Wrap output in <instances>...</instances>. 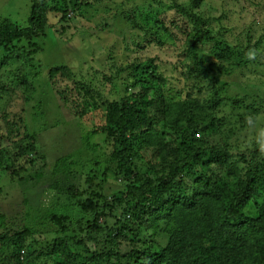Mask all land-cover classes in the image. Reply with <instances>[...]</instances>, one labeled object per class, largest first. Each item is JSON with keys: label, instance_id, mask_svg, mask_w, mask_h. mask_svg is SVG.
Masks as SVG:
<instances>
[{"label": "trees", "instance_id": "16d2710c", "mask_svg": "<svg viewBox=\"0 0 264 264\" xmlns=\"http://www.w3.org/2000/svg\"><path fill=\"white\" fill-rule=\"evenodd\" d=\"M104 1L115 0H31L25 26L7 18L0 21V63L12 59L21 64L17 80L24 84L25 100L32 92L28 76L38 73L33 61L42 47L36 39L45 37L49 25L63 37L73 25L67 22ZM202 1L192 0L193 7ZM142 4L126 12V23L149 35L147 42L161 45L165 38L181 42L182 53L190 58L181 70L188 92L182 98L179 91L171 94L163 87L154 91L155 81L164 85L166 80L153 58L130 63V76L147 87L108 105L103 124L93 130L104 133L111 143L103 172H114L123 190L113 193L108 202L103 196L100 206V193L90 187L80 190L52 183L43 199L48 196L47 202L52 201L61 192L72 203L44 215L55 227L40 222L38 228L29 224L14 228L0 213V255H4L0 264H35L40 254L50 264H264V141L240 147L233 154L228 143L214 139L225 124L215 116L229 87L222 78L234 71L264 68V53H252L259 43L227 44L219 37L221 32L215 34L209 19L194 8L175 1L144 0ZM21 42L26 46L19 47ZM203 44L210 56L197 54L196 48ZM114 68L117 74L118 67ZM46 75L49 85L79 118L89 113L90 105L97 106L100 93L93 91L91 81L77 79L69 66L48 67ZM63 80L72 81L73 89L68 82L59 87L57 83ZM204 83L216 87L209 102L192 96ZM4 89L0 85V91ZM238 123L252 127L255 122L246 124L240 116ZM13 124L15 141L11 147L0 148V171L12 180L19 179L27 167L45 165L36 133L25 126L19 133L16 121ZM70 157L58 158L56 166L67 167ZM42 205L47 204L43 201ZM68 209L73 210V217ZM114 210H120V216L107 222V214ZM101 217L103 228L98 222ZM105 231V237L128 238L129 249L99 247V234Z\"/></svg>", "mask_w": 264, "mask_h": 264}, {"label": "rangeland", "instance_id": "374dc122", "mask_svg": "<svg viewBox=\"0 0 264 264\" xmlns=\"http://www.w3.org/2000/svg\"><path fill=\"white\" fill-rule=\"evenodd\" d=\"M160 1H175L187 8H194L203 18L209 19L215 34L221 32L219 37L227 44L244 47L248 43H259L258 48L252 49V53L257 52L259 56L264 53V0H203L196 9L192 0ZM143 2L144 0L104 1L86 8L81 12L82 16L67 22L73 25L66 29L63 37H59L55 28L49 25L45 37L36 39L42 50L34 55L33 70L38 73L34 77L28 76L32 92L26 100L24 84L17 80L21 64L12 59L7 60V64L0 63V85L6 87L0 91V134L5 137L0 139V148L11 147V142L15 141L13 136L16 134V127L13 121H16L19 133L24 131V126L29 132L36 133L37 146L45 161V165L40 166L39 162L35 167H27L21 172L19 179H9L6 171H0V213H4L7 222L13 224L14 228L25 224L38 228L37 224L40 222L55 227L44 215L52 209L62 210V206L69 203L66 195L61 192H57L52 201L47 202V195L43 199L52 183L58 182L60 187L70 184L74 189L80 190L90 187L100 193V206L104 201L103 196L108 202L113 193L123 190L124 185L114 172L104 175L103 166L111 143L106 141L104 133H94L93 130L103 124L108 105L121 102L147 87L139 81L135 82L130 76V63L153 58V64L158 66L159 73L166 80L164 85L155 81L151 87L154 91L158 88L168 89L171 94L179 91L182 98L188 92V82L181 75V70L190 63V58L182 53L181 42L169 38H165L161 45L147 42L149 35L126 23V12L138 5L142 8L145 5ZM30 4L31 0H0V21L7 18L19 26H25ZM49 20L51 21V15ZM220 26L224 28L223 31L218 30ZM20 46H26V43L21 42ZM196 51L201 56L211 55L206 44L199 45ZM262 61L264 62V57ZM62 64L69 66L77 79L82 77L87 82L91 81L93 91L101 95L95 103L97 106L90 105L89 113L83 118L75 115L47 82V68ZM116 66L117 74L114 68ZM222 79L229 83V87L221 104L215 109V116L225 124L222 132L214 139L228 143L230 151L235 154L240 147H251L254 143L264 141V68L243 69L242 73L234 71ZM65 82L70 85L69 89H73L72 81L63 80L57 84L64 87ZM214 88H208L204 83L199 91L196 89L192 92V96L200 102H209L213 98ZM73 93L77 95L75 91ZM77 97L81 100V97ZM239 101L241 103L237 105ZM240 116L246 124L253 119L255 123L252 127H241L242 124L238 123ZM94 145L96 148H91ZM67 156H71V163L67 167L56 166L58 158ZM42 200L46 206L42 205ZM69 205L72 206V203ZM247 209L254 211L250 206ZM67 212L73 217L72 209ZM107 215L106 221L112 222L120 216V210ZM98 222L103 228L105 219L101 217ZM149 233L147 230L146 234ZM106 234V231L99 234L98 241L99 247L105 250L125 252L132 244L128 238L123 240L105 237ZM141 236L139 234L137 239ZM42 237L40 235L39 239ZM88 246L93 244L89 242ZM2 256L4 255H0V262ZM33 261L35 264H50V260H45L41 254L35 256Z\"/></svg>", "mask_w": 264, "mask_h": 264}]
</instances>
